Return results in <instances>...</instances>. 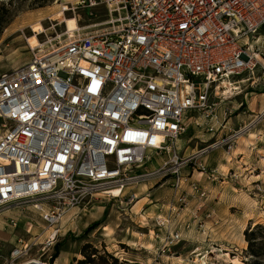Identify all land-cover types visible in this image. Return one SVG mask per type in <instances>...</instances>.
<instances>
[{
	"label": "built area",
	"instance_id": "obj_1",
	"mask_svg": "<svg viewBox=\"0 0 264 264\" xmlns=\"http://www.w3.org/2000/svg\"><path fill=\"white\" fill-rule=\"evenodd\" d=\"M90 5L106 9L105 27L68 30L65 38L42 45L28 41L30 60L0 75L5 127L0 214L35 202L51 229L43 248L55 244L65 214L85 195L107 188L111 198L133 205L140 197L128 189L142 177L133 171L158 155L178 164L187 116L213 117L217 103L211 98L229 94L236 77L255 75L259 68L264 76L258 45L264 0H90ZM254 123L200 152L222 142L232 152ZM180 168L173 170L177 191L185 183ZM190 187L196 197L207 195L195 181ZM258 190L264 198V185ZM187 205L180 195L156 217L158 226L171 228ZM9 223L19 227L16 218ZM169 234L167 246L181 235ZM18 240L12 262L37 245L36 237ZM32 260L38 259L20 264H36Z\"/></svg>",
	"mask_w": 264,
	"mask_h": 264
},
{
	"label": "rangeland",
	"instance_id": "obj_2",
	"mask_svg": "<svg viewBox=\"0 0 264 264\" xmlns=\"http://www.w3.org/2000/svg\"><path fill=\"white\" fill-rule=\"evenodd\" d=\"M107 19L106 9L91 6L90 0H0V75L30 60L28 41L36 46L53 37L65 38L68 30L90 32L105 27ZM263 41L261 37L258 45L262 54L259 59L264 64ZM234 80L237 90L233 88L222 98H211L210 103H217L213 117L203 112L187 116V131L178 141V164L158 155L133 171L142 176L128 189L140 197L133 205L120 203L103 193L104 189L85 195L65 214L60 223L61 236L50 248H43V241L51 229L35 202L9 210L22 225L15 229L19 238L32 241L36 237L37 245L28 256L14 262L9 259L5 264L33 258L52 264L57 250L75 264L86 257L92 261L88 264H251L245 232L257 224L264 225V198L258 190L264 185V153L258 152L264 147V76L259 68L255 75L244 73ZM261 105L262 110L254 113ZM253 120L255 123L238 139L232 152L226 142L200 152ZM2 123L0 118V135L5 130ZM251 151L261 154L258 161L247 157L241 160ZM201 164L207 173H201ZM175 166L181 167L179 172L185 179L180 191L175 185ZM192 181L205 189V197L195 196ZM180 195L185 196L188 205L173 219L171 228L158 226L156 217ZM198 203L204 206L197 208ZM84 218L89 221L86 228L81 222ZM96 222L99 224L87 230ZM171 231L181 235L167 246ZM17 241L10 246L1 242L0 252L10 256L20 245ZM71 255H75L74 261Z\"/></svg>",
	"mask_w": 264,
	"mask_h": 264
},
{
	"label": "crops",
	"instance_id": "obj_3",
	"mask_svg": "<svg viewBox=\"0 0 264 264\" xmlns=\"http://www.w3.org/2000/svg\"><path fill=\"white\" fill-rule=\"evenodd\" d=\"M262 110V105L261 106H257L256 109H254V113L257 112H260ZM256 114V116H257ZM255 114H251V116L253 117ZM244 151V150H243ZM258 152L259 153H264V147L258 149ZM251 154L249 155H244L241 157V160H244L248 158H250V160L252 161H258V157L261 156V154H253V151L250 152ZM139 203V202H138ZM12 209V208H11ZM11 209H8L6 210L5 212L1 213L0 214V249L1 247L3 246V244H9V246L11 244H16L18 243V239H19V235L16 233V228H14L12 225H10V219L11 218H15L16 215L14 213H9L8 211L11 210ZM8 212V213H7ZM190 216V215H189ZM75 218V217H74ZM190 217L186 218V219H189ZM81 222L84 223V228H86L89 224V221H87V219H81ZM20 223V222H19ZM21 224H19L20 226ZM22 226V225H21ZM62 227V226H61ZM1 242L3 244H1ZM1 251V250H0ZM71 260H73V257L75 255H71ZM9 259H10V256H5V254L1 253L0 252V264H5V263H9ZM65 260V261H64ZM11 261V259H10ZM74 261V260H73ZM12 262V261H11ZM54 264H75V261L74 262H71L70 261V258H67L66 256H62L61 254L56 258V260L54 261Z\"/></svg>",
	"mask_w": 264,
	"mask_h": 264
},
{
	"label": "trees",
	"instance_id": "obj_4",
	"mask_svg": "<svg viewBox=\"0 0 264 264\" xmlns=\"http://www.w3.org/2000/svg\"><path fill=\"white\" fill-rule=\"evenodd\" d=\"M99 222L91 224L87 230H91L96 225H98ZM246 239L248 241V249L247 253L251 258H253V261L251 264H264V225L257 224L248 231L245 232ZM258 238H261L258 240ZM59 256V251L57 250L56 253L52 257V264L56 260V258ZM86 259L81 260L80 264H88L92 261H88Z\"/></svg>",
	"mask_w": 264,
	"mask_h": 264
},
{
	"label": "bare ground",
	"instance_id": "obj_5",
	"mask_svg": "<svg viewBox=\"0 0 264 264\" xmlns=\"http://www.w3.org/2000/svg\"><path fill=\"white\" fill-rule=\"evenodd\" d=\"M42 45V44H41ZM242 82V81H241ZM233 84L234 83H231L230 85L231 86H229L228 85V89L230 90L229 92H231V90L233 89V88H236L237 89V87H233ZM262 96H264V94L262 95ZM112 190V193H118L119 192V190L118 189H116V188H113V189H111ZM104 192L103 193H108V192H110V191H108V189L107 188H104V190H103ZM205 259H206V257L205 258H203L202 260L203 261H205ZM33 261V263H36V264H41V261L40 260H32Z\"/></svg>",
	"mask_w": 264,
	"mask_h": 264
}]
</instances>
